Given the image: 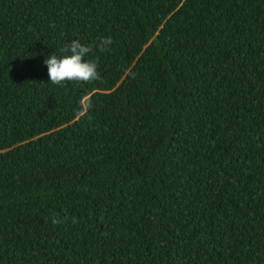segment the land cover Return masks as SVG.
<instances>
[{
  "label": "trees",
  "instance_id": "trees-1",
  "mask_svg": "<svg viewBox=\"0 0 264 264\" xmlns=\"http://www.w3.org/2000/svg\"><path fill=\"white\" fill-rule=\"evenodd\" d=\"M0 264H264V0H0Z\"/></svg>",
  "mask_w": 264,
  "mask_h": 264
},
{
  "label": "clouds",
  "instance_id": "clouds-1",
  "mask_svg": "<svg viewBox=\"0 0 264 264\" xmlns=\"http://www.w3.org/2000/svg\"><path fill=\"white\" fill-rule=\"evenodd\" d=\"M112 43L111 36L102 37L96 47L100 52H108ZM60 52L63 55L53 53L44 61L51 83L63 86L66 82H90L100 77L98 58L86 59L93 52L92 45L73 39L70 43H65ZM52 222L59 223L60 219L55 218Z\"/></svg>",
  "mask_w": 264,
  "mask_h": 264
}]
</instances>
